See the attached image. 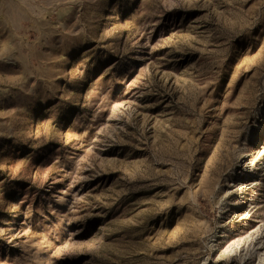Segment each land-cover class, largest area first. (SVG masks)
I'll return each mask as SVG.
<instances>
[{"label": "rangeland", "instance_id": "rangeland-1", "mask_svg": "<svg viewBox=\"0 0 264 264\" xmlns=\"http://www.w3.org/2000/svg\"><path fill=\"white\" fill-rule=\"evenodd\" d=\"M0 264H264V0H0Z\"/></svg>", "mask_w": 264, "mask_h": 264}]
</instances>
